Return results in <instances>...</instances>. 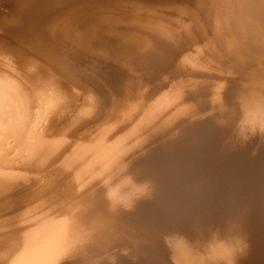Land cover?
Here are the masks:
<instances>
[{"label":"bare ground","instance_id":"6f19581e","mask_svg":"<svg viewBox=\"0 0 264 264\" xmlns=\"http://www.w3.org/2000/svg\"><path fill=\"white\" fill-rule=\"evenodd\" d=\"M65 1L0 0V264H264V0L73 4L37 33Z\"/></svg>","mask_w":264,"mask_h":264},{"label":"rangeland","instance_id":"374dc122","mask_svg":"<svg viewBox=\"0 0 264 264\" xmlns=\"http://www.w3.org/2000/svg\"><path fill=\"white\" fill-rule=\"evenodd\" d=\"M68 1V2H67ZM67 1H65L64 3H60V4H58L57 6H55L54 8H52V7H49L46 11H45V13H44V15H43V17L41 18V20H38V21H36L35 22V24H34V27H33V29L37 32V33H41L42 32V27L44 26V24L46 23V20H48V19H50L51 17H54V16H56V15H58V13H60V11H61V9L63 10V9H67L68 7H70V6H72L73 4H79V5H81V6H79V7H77L76 9H77V12H76V14L75 15H78V16H81V20L82 21H87V19L88 20H90V21H92L93 23L96 21V18L97 17H99L100 15H106V16H108L109 15V13L112 11L113 12V15L114 16H118V13H121V11H120V9L122 10H126V8L128 9V6L130 7V5H128L129 3L128 2H125V1H121V4L119 5H116L115 6V2L114 1H117V0H67ZM69 1H70V3H69ZM120 1V0H119ZM58 2V1H57ZM78 2H80V3H78ZM92 2V3H91ZM106 2V3H105ZM110 2V3H109ZM185 2V1H184ZM67 3V4H66ZM72 3V4H71ZM98 3V4H97ZM103 3V4H102ZM124 3V4H123ZM125 3H127V4H125ZM104 4H106V5H104ZM0 14H2V13H4V14H2V15H9L10 14V12L7 10V6L5 7V6H3V4L0 2ZM65 7H64V6ZM92 5V6H91ZM104 5V6H103ZM109 5L111 6V7H109ZM97 6H98V9H97ZM103 6V7H102ZM117 6H119L118 8H117ZM124 6L126 7V8H124ZM52 8V9H51ZM80 8V9H79ZM103 8V9H102ZM115 8V9H114ZM6 9V10H5ZM103 10V12L102 11H99V10ZM118 11V12H117ZM86 12V13H85ZM89 12V14H87ZM117 12V13H116ZM98 13V14H97ZM74 16V15H73ZM174 19L175 20H179V16L178 15H175L174 16ZM189 21V22H188ZM91 22V23H92ZM189 25L190 24H192L193 25V23H192V21L191 20H187L186 21ZM96 24V23H95ZM98 25V24H97ZM97 25H95V26H97ZM15 26V27H14ZM62 26H64V23L63 24H61V26H58V28H60V30H61V27ZM100 26V27H99ZM8 27V26H7ZM9 27H11V28H9L8 30H9V32L11 31V33H17V32H19V31H23V26H20V24H18V25H13V27L10 25ZM16 27H18V28H16ZM98 28H99V30H98V28H94L96 31H102V30H106L107 28H106V26H101V25H98L97 26ZM105 27V28H104ZM213 25L211 24V26H210V28H209V31L207 32L208 34H209V37H210V33H212L213 31H214V29H213ZM22 28V29H21ZM211 29V30H210ZM213 29V30H212ZM53 34V35H52ZM56 33H49L48 35H45V38L47 39L46 41L48 42V43H50L49 44V46L52 48V50L55 52V54H63V55H66V56H68V57H70V58H72L73 60H75V61H77V62H79V59H77V57H75V56H73V53H72V51H69V49H72L71 47H70V44H69V42L67 41V40H64L63 41V39H56V35H55ZM142 35H145V34H143V33H141ZM70 35V34H69ZM11 36V35H10ZM26 37H28L29 35H25ZM38 36H40V35H38ZM51 37H52V39H51ZM204 37H207V38H209L208 36H207V34L206 35H204ZM54 38V39H53ZM185 38V37H184ZM207 38H204L205 39V42H204V39H203V43L204 44H201L202 46H204V45H206V44H208L209 43V41L207 42ZM210 39V38H209ZM68 42V43H67ZM207 42V43H206ZM206 43V44H205ZM25 44V43H24ZM24 44H21L22 46H24ZM26 45V44H25ZM28 45V44H27ZM26 45V46H27ZM26 46H24V47H26ZM61 46V47H60ZM66 47V48H65ZM27 48V47H26ZM69 48V49H68ZM22 50L23 49H25V48H21ZM65 49V50H64ZM58 51H59V53H58ZM188 52V51H187ZM186 52V53H187ZM75 53H79V51L78 52H75ZM80 55H81V57H83V58H85V59H89L88 58V56L86 55V54H81V53H79ZM134 77V78H133ZM130 78H132L133 80H134V82H135V80L137 81V79L135 78V76L134 75H131L130 76ZM156 82V83H155ZM160 83V82H162V80L160 79V80H158V81H154V82H150L149 84L150 85H154V83L155 84H157L158 85V83ZM135 83H138V82H135ZM194 93H195V91H193ZM189 103H192L193 104V102H189ZM61 162V163H60ZM59 163L60 164H62V161H60ZM57 164V166H60V164ZM27 195V194H26ZM26 195H24V194H21V195H19L18 197H17V200H21L22 202H24V203H26V204H24L23 203V205H20L21 207H23L24 205H25V207H27L28 205H29V203H27L28 202V199H26L27 197L29 198V195L28 196H26ZM21 197H23V198H21ZM25 198V199H24ZM25 200V201H24ZM27 200V201H26ZM1 204V203H0ZM28 208H29V206L26 208L27 210H28ZM22 212V211H21ZM20 211L19 212H17V213H15V214H13L12 216L13 217H16V215L18 214H20L21 213ZM18 215H17V217H18ZM21 215V214H20ZM4 220V219H3ZM5 222V221H4ZM1 224H3L2 223V220H1V222H0V225Z\"/></svg>","mask_w":264,"mask_h":264}]
</instances>
